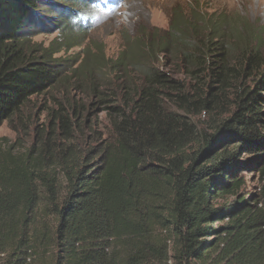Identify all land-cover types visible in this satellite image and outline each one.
I'll return each mask as SVG.
<instances>
[{"label":"trees","instance_id":"16d2710c","mask_svg":"<svg viewBox=\"0 0 264 264\" xmlns=\"http://www.w3.org/2000/svg\"><path fill=\"white\" fill-rule=\"evenodd\" d=\"M82 7L0 0V125L60 92L28 151H0V264H264V30L175 7L107 65L63 64ZM41 9L62 43L32 42Z\"/></svg>","mask_w":264,"mask_h":264},{"label":"rangeland","instance_id":"374dc122","mask_svg":"<svg viewBox=\"0 0 264 264\" xmlns=\"http://www.w3.org/2000/svg\"><path fill=\"white\" fill-rule=\"evenodd\" d=\"M175 7L182 10V13L199 7L208 12L224 11L264 30V0H111L102 8L89 7L83 10L82 16L89 20L83 41L79 45L57 52L54 56L61 57L63 64L71 66L91 62L107 65L108 60L127 50V38H131L138 30L154 27L164 29ZM52 15V11L43 9L34 14L41 25L35 28L36 32L31 38L33 43L47 47L53 42H63V36L57 31L58 28L53 26L55 19ZM60 46L63 47L58 44L54 47ZM159 67L165 71H173L178 77L183 73L177 64H171V58H167ZM98 69L102 68L98 66ZM59 94V91H48L30 97L23 106L19 119L3 122L0 125V151H28L33 141L35 125L32 124L44 121L46 110L52 105V96ZM98 116L100 120L103 119L102 113ZM243 175L247 179V190L256 191V180L249 172L244 171ZM169 264H174V260L171 259Z\"/></svg>","mask_w":264,"mask_h":264},{"label":"clouds","instance_id":"9594fccd","mask_svg":"<svg viewBox=\"0 0 264 264\" xmlns=\"http://www.w3.org/2000/svg\"><path fill=\"white\" fill-rule=\"evenodd\" d=\"M78 2L82 3L83 7L80 8V12L81 14H84L82 13L83 10H85L86 8H89V7H92V8H95V9H98V8H102L104 7L108 2H110L111 0H77ZM76 10H74L73 12H75ZM77 16L81 17L79 14V11L76 12ZM81 18H84V24H86V27L85 29H87V26L89 24V20L87 18H85V16H82ZM88 20V21H87Z\"/></svg>","mask_w":264,"mask_h":264}]
</instances>
